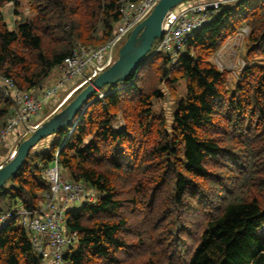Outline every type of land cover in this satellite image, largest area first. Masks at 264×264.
I'll return each instance as SVG.
<instances>
[{
    "label": "trees",
    "instance_id": "obj_1",
    "mask_svg": "<svg viewBox=\"0 0 264 264\" xmlns=\"http://www.w3.org/2000/svg\"><path fill=\"white\" fill-rule=\"evenodd\" d=\"M25 2L34 14L12 29L0 14V76L23 91L41 86L76 45L108 40L121 17L120 0ZM5 3L18 13L20 0ZM244 23L245 63L228 89L210 56ZM257 55L264 58V0L221 4L184 39L173 64L152 47L127 80L96 91L47 150L31 152L0 190V214L14 205L39 209L50 188L42 169L59 147L68 178L100 193L67 211L77 246L63 264H264V63ZM179 79L185 95L175 99L167 129L152 99L163 96L158 83L172 89ZM11 105L0 83V129ZM138 248L146 250L140 260ZM0 264H42L16 219L0 227Z\"/></svg>",
    "mask_w": 264,
    "mask_h": 264
},
{
    "label": "built area",
    "instance_id": "obj_2",
    "mask_svg": "<svg viewBox=\"0 0 264 264\" xmlns=\"http://www.w3.org/2000/svg\"><path fill=\"white\" fill-rule=\"evenodd\" d=\"M157 1L120 0L121 17L115 23V29L108 40L97 46L78 44L73 47L53 68V73L34 90H20L9 78L0 76V83L6 86L12 100L10 114L0 129V142L16 128L18 140L25 138L44 118L62 108L81 88L108 67L115 59V48L150 13ZM223 1L228 0H191L192 3L186 1L187 6L181 11L173 8L164 21L161 38L152 46L153 53L168 54L170 64H173L178 52L183 49L184 39L209 21ZM237 32L234 41L228 43L230 49L239 46L241 36L248 29L242 26ZM215 62L219 70L226 66V61L222 59L216 58ZM62 87L65 88L54 98ZM43 105L48 107V113L42 117L40 109ZM58 152L59 147L49 165L42 169L50 188L44 194L39 209L29 211L14 205L0 214V227L11 219L18 220L28 231L29 240L41 260L63 264V255L73 247L77 239L76 231H68L66 227V213L92 201L93 193L83 182L71 180L63 174L64 169L58 162ZM4 163L0 158V167Z\"/></svg>",
    "mask_w": 264,
    "mask_h": 264
},
{
    "label": "water",
    "instance_id": "obj_3",
    "mask_svg": "<svg viewBox=\"0 0 264 264\" xmlns=\"http://www.w3.org/2000/svg\"><path fill=\"white\" fill-rule=\"evenodd\" d=\"M185 1L189 0H158L150 13L129 32L118 48L113 62L81 88L62 108L44 118L17 144L11 157L0 167V190L21 168L38 141L69 124L77 113L84 111L90 102L89 98L96 91L106 85L127 80L141 67L154 42L162 36L168 13Z\"/></svg>",
    "mask_w": 264,
    "mask_h": 264
},
{
    "label": "rangeland",
    "instance_id": "obj_4",
    "mask_svg": "<svg viewBox=\"0 0 264 264\" xmlns=\"http://www.w3.org/2000/svg\"><path fill=\"white\" fill-rule=\"evenodd\" d=\"M234 1L235 0H228L227 3L232 4V3H234ZM187 2L192 3L191 0H189ZM187 2L185 1L181 4H179L176 7V11H179V10L181 11V9L185 8L187 6L186 5ZM221 4H226V2L223 1ZM17 10H18V13L14 12L12 3H5L4 5H2L0 7V14L3 17V19L7 18L6 21H7L9 29H12L14 27V23L16 21H22V20H25L27 18H31L34 14L33 12H31L29 10V7L26 4L25 0H20V4H19V6H17ZM169 21L171 22V19ZM114 25H115V23H114ZM114 25L112 28V32L115 29ZM242 26L246 27L248 29V32H249V27L245 23L242 24L240 26V28ZM237 31L235 32V34L229 36L224 41V43L220 46V48L210 56V60L215 65H216V62H215L216 58L218 60L222 59V60L226 61V66L223 67L222 71H224L226 73V87L228 89L233 88L234 83L237 80L238 75H239V73H240V71L243 68L244 63H245L244 62L245 40H246V37L248 36V32H246V34L241 36V42H239L240 44L238 43L239 46H237V47L234 46L232 49H230V47L228 46V43H231L232 41H234L235 35L238 33ZM157 40H159V39H157ZM157 40L155 41V43L157 42ZM226 42H227V44H226ZM121 44H119L115 48V52H114L115 57L117 55V50ZM180 52H182V50ZM254 58H255L256 62L264 63V62H261L264 59L262 56L257 55ZM154 77L157 78V76H154ZM149 81H150V85H151L152 84L151 79L147 80V84L149 83ZM157 87L163 96L161 98H157V99L153 98L152 99V109L154 112H156L158 114H163V116L165 117L166 124H167V129H168V127L170 126L171 121H172L173 111L175 110V99H177L179 97H183L185 95L184 82H183V80L179 79L172 84V89H169L168 86L162 81V82L157 84ZM63 88H65V87H62V89H60L57 92V94L54 95L53 97L57 98L60 95V93L62 92ZM103 95H104V93L102 92L99 96H103ZM47 113H48V107L43 105V107L40 109V115H42V117H43V116H46ZM122 124H123V120L118 118L114 125H116V127H117V126H122ZM17 129L18 128H16V130L12 134H10L8 137L4 138V140H2L0 142V158L4 162L8 161V159L11 157L12 153L14 152L17 144L22 140L21 138L18 140V133H17L18 130ZM53 136H54V134L47 136V137H44L40 141H38V143L33 148L32 153L37 152V151H41V150H47L50 142L52 141ZM63 174L66 177H68L66 175L65 170L63 171ZM86 187L89 189L90 192L93 193V196H92L93 200L89 202V203H92L96 198H98L100 193H98V192H96V190L90 188V186L88 184L86 185ZM16 221H17V224H19V221L18 220H16ZM258 234L262 239H264V226L259 228ZM132 240H133V237L131 238V241ZM76 246H77V242L73 243V247L76 248ZM145 253H146V250L144 248H138L136 250V257H140L139 258V260H140L144 257ZM50 263L51 262H49V261L42 260V264H50Z\"/></svg>",
    "mask_w": 264,
    "mask_h": 264
},
{
    "label": "crops",
    "instance_id": "obj_5",
    "mask_svg": "<svg viewBox=\"0 0 264 264\" xmlns=\"http://www.w3.org/2000/svg\"><path fill=\"white\" fill-rule=\"evenodd\" d=\"M6 20H7V18H4V21L5 22H7ZM49 262H51L50 264H54L52 261H49Z\"/></svg>",
    "mask_w": 264,
    "mask_h": 264
}]
</instances>
